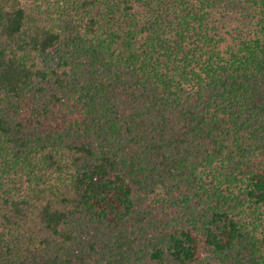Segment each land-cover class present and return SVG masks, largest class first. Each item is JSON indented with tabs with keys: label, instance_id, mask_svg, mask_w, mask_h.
I'll return each mask as SVG.
<instances>
[{
	"label": "trees",
	"instance_id": "obj_1",
	"mask_svg": "<svg viewBox=\"0 0 264 264\" xmlns=\"http://www.w3.org/2000/svg\"><path fill=\"white\" fill-rule=\"evenodd\" d=\"M0 264H264V0H0Z\"/></svg>",
	"mask_w": 264,
	"mask_h": 264
}]
</instances>
